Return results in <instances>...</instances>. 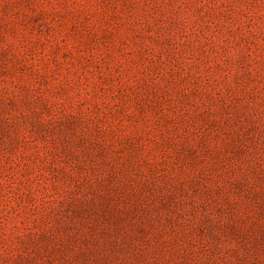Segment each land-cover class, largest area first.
Returning a JSON list of instances; mask_svg holds the SVG:
<instances>
[{"label": "rangeland", "instance_id": "374dc122", "mask_svg": "<svg viewBox=\"0 0 264 264\" xmlns=\"http://www.w3.org/2000/svg\"><path fill=\"white\" fill-rule=\"evenodd\" d=\"M0 264H264V0H0Z\"/></svg>", "mask_w": 264, "mask_h": 264}]
</instances>
